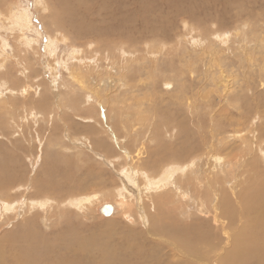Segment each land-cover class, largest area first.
<instances>
[{
	"label": "rangeland",
	"instance_id": "rangeland-1",
	"mask_svg": "<svg viewBox=\"0 0 264 264\" xmlns=\"http://www.w3.org/2000/svg\"><path fill=\"white\" fill-rule=\"evenodd\" d=\"M58 1L0 0L1 264L65 229L76 264H198L178 254L207 256L219 194L264 180V0ZM170 174L178 193H141Z\"/></svg>",
	"mask_w": 264,
	"mask_h": 264
},
{
	"label": "bare ground",
	"instance_id": "bare-ground-1",
	"mask_svg": "<svg viewBox=\"0 0 264 264\" xmlns=\"http://www.w3.org/2000/svg\"><path fill=\"white\" fill-rule=\"evenodd\" d=\"M60 2H61V4L59 7H56V8L53 7L54 9H53V12L51 13L52 16H56L57 11H58L57 8H61V7L63 8L64 14H67V15L70 14V10H71L70 7H68L66 4L62 5L64 0L58 1V3H60ZM19 21L21 22V20H19ZM74 76H76V75H74ZM226 163L230 164L228 161ZM189 166L192 167L191 165H189ZM227 166L228 165L224 164L222 167L227 168ZM1 169H2V166L0 165V185L3 184V182L7 181V185H8L7 187L10 188L12 186L11 179H5L4 178V174H7V170H6V168H4L3 171ZM206 174H208V173H206ZM172 175L171 174H170V176L166 175L161 181H159L157 183V187L152 186L155 182L153 183L151 180V182L153 183V184H151V182H149L151 184V187L150 186H147L146 188L144 187V189H143V191H141V193L144 192L146 194L147 193L149 194V193L153 192V189L156 192H158L159 190L168 189V190H171L172 192H174V194L176 192L178 193V190H179L178 187L179 186L177 187V185L178 184L180 185V183L176 182L178 180L177 177H176L177 180L175 179V177L173 179H171ZM127 176H130V175H126L125 177H127ZM149 178H150V176H149ZM179 178H180V176H179ZM196 178H197V176H196ZM204 178H206L208 180V182H210L211 184H214V182L211 180V178H209V176L205 175ZM207 184H206V186H207ZM200 187H203V186H200ZM4 189H7V188H2L0 186V192H2V190H4ZM212 192H214V191H212ZM135 193L137 194V192H135ZM170 193H168V194H170ZM184 193H185V191H184ZM146 194H144V195H146ZM163 195H164V193H163ZM187 195L185 196V194H184L185 197H187ZM170 196L171 195H169L168 197L170 198ZM214 196H215V194H214ZM188 197H189V195H188ZM158 198H160V197H158ZM172 198L173 197H171L170 199H172ZM117 199L120 202H114V201L97 202V204L94 207L95 214H96V212L99 211L103 217L109 218V217H112L113 215H115L117 213L122 212L124 209L126 200L123 196H119ZM170 199H169V201H170ZM175 199H177V198H175ZM216 199H217V197H215V204L213 206L215 208H217L219 203L216 201L219 200L220 208H219V211H217L216 214L214 215L212 223L214 224V222H216V224H218V227H216V229L220 228L221 233L219 234V236H215L212 241H208V242L204 241V240L202 241L201 247L206 245L207 256L204 257V254H202V255L201 254H198V255L187 254L184 251L185 248L181 249L180 254H178V255H180V256L187 255V257H189L190 259H193L198 264H209V263H211V264H239V263L264 264V180H261V183L257 184L256 187L253 190H251L250 192L246 193L245 195H241L240 197L238 196V198H237L238 200L235 204L232 203V201L229 200L228 197H225L223 192L221 195L219 194L218 199L217 200ZM159 200L157 203H160ZM164 200L166 201V199H164ZM177 202H178V200H177ZM187 202H188V199H187ZM37 203H38L37 205H39V207H40V206H44L46 204V201L40 200V202H37ZM211 203H212V201H211ZM150 205H151V203H150ZM152 205H154V203ZM163 205H162L163 208L165 206H167V204L165 205V203ZM46 206H48V204ZM143 206H144V204H143ZM154 206L158 207L159 205L156 204ZM156 207H154V208H156ZM233 208H235V210L237 209V212ZM96 209H97V211H96ZM148 209H150V208H148ZM160 209L158 208V211ZM57 212H58V210H57ZM222 220H224V221L222 222ZM167 224H168V222H167ZM107 229H109V228H107ZM21 234H23L20 237L22 244L24 243L23 249H21L20 251L17 252V254L14 256L13 260L11 258L9 260H7V264H76L77 257L75 256V253L77 252L78 249L83 248L85 246L84 241H82L78 237V234L77 233L75 234L73 231H71L69 229H65L64 232L61 233V236L63 235V237L64 236L66 237V239H64L65 241L61 240L58 236L59 240H58V238L55 237L56 241L52 244H51L52 241L49 240L48 238H44L43 234L40 235L37 232L35 233L34 231L25 232V233L22 232ZM168 234H169V230H168L167 226L160 225L159 227H156V229H155V235L161 239L160 241L163 240L165 243L166 242L172 243V246L174 248H177V246L173 243V242H175L174 237H172V236L168 237ZM83 237H85V236H83ZM194 237H195V235H194ZM91 241H92V239H91ZM177 241L179 244H181V241H179V240H177ZM95 242H97V241H95ZM102 243H104V242H102ZM188 248H190V247H188ZM59 249H62L63 251L62 252L60 251L61 252L60 253ZM71 250H73L70 253L71 256H68L67 253L70 252ZM124 252H125V249H124ZM130 253H131V251H130ZM162 256H163V254H162ZM203 259H204V261H203ZM2 260L3 259L0 255V264H1ZM105 262H108V261L105 260ZM151 264H157V262L152 261Z\"/></svg>",
	"mask_w": 264,
	"mask_h": 264
}]
</instances>
